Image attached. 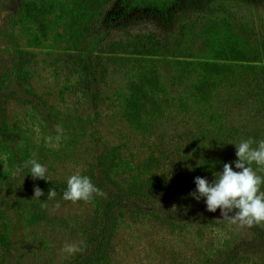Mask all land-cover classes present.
I'll return each instance as SVG.
<instances>
[{
  "label": "rangeland",
  "instance_id": "374dc122",
  "mask_svg": "<svg viewBox=\"0 0 264 264\" xmlns=\"http://www.w3.org/2000/svg\"><path fill=\"white\" fill-rule=\"evenodd\" d=\"M179 1L0 0V264H264V222L166 201L183 155L264 140V0H206L164 34L148 9ZM76 173L104 195L64 200Z\"/></svg>",
  "mask_w": 264,
  "mask_h": 264
},
{
  "label": "clouds",
  "instance_id": "9594fccd",
  "mask_svg": "<svg viewBox=\"0 0 264 264\" xmlns=\"http://www.w3.org/2000/svg\"><path fill=\"white\" fill-rule=\"evenodd\" d=\"M59 140V137H57ZM252 139L242 140L235 145L237 160L233 164L224 163L222 172L215 175L213 181H209L205 177L197 176L195 178L196 188L188 193L196 201L205 199L206 208L209 212L221 210L223 218L230 220L232 223L252 226L264 222V191H261V185L264 184V177H261L251 167L253 163L264 166V140L258 142L253 147ZM30 165V174L33 180L47 179V168L36 159H29L24 166ZM44 192L39 186H34L33 198H40ZM56 190L49 189L47 198L55 197ZM94 195L103 196L90 177L79 173L71 175L67 180V190L63 192V199L66 201L77 202L83 200L85 202L93 198ZM173 210L180 211L175 205ZM190 209L189 206H183L186 214ZM233 210H238L235 215L229 216ZM64 252L72 255L79 251L76 244H65Z\"/></svg>",
  "mask_w": 264,
  "mask_h": 264
},
{
  "label": "trees",
  "instance_id": "16d2710c",
  "mask_svg": "<svg viewBox=\"0 0 264 264\" xmlns=\"http://www.w3.org/2000/svg\"><path fill=\"white\" fill-rule=\"evenodd\" d=\"M206 0H182L174 5H162L159 8L148 9V17L152 19L158 29L164 34L173 32L176 26L182 22L183 17L202 9ZM140 13V12H139ZM141 14V13H140ZM93 80L85 79L83 82L84 90L91 93L93 89ZM98 91H94L96 95ZM180 164L177 165V181L174 187L167 190L166 201L170 205H174L191 197L188 193L195 190V178L197 176L205 177L210 182L215 179L218 172H222L224 163H232L233 159L228 157H215L211 154L204 153L198 155L186 154L179 159ZM106 177L107 173H106ZM95 185L102 184L103 181L93 182ZM46 189H54L61 191V184L55 181H47L44 184Z\"/></svg>",
  "mask_w": 264,
  "mask_h": 264
}]
</instances>
